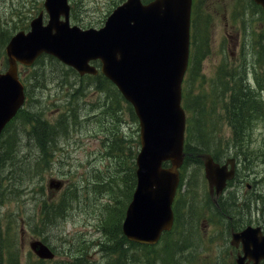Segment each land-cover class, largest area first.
<instances>
[{"label": "rangeland", "instance_id": "obj_1", "mask_svg": "<svg viewBox=\"0 0 264 264\" xmlns=\"http://www.w3.org/2000/svg\"><path fill=\"white\" fill-rule=\"evenodd\" d=\"M122 1L70 0L71 22L99 27ZM43 4L44 0H0V70L6 67L4 52L8 39L19 29H28L31 19L44 10ZM254 12L257 8L249 5L248 0H200L198 49L204 48L203 38L207 36V50L200 69H196L189 82L191 109L187 110V116L191 117L194 108L198 111L196 121H191L195 130L192 147L207 140L202 147L217 156L229 149L242 158L248 156L246 164L241 163L242 174L258 179L263 199L264 177L259 176L264 175V92L261 94L255 89L244 96L239 87L236 97H244L243 104L247 105L241 111L230 101L232 75L246 79L244 66L251 68L252 80L254 73L264 78V60L262 68L255 61L259 58L257 44L262 41L264 45V15H254ZM47 19L45 12V21ZM247 26L248 45L242 51L236 46L241 39L237 35ZM20 71L30 83L26 106L1 143V148L12 147L10 153L15 158L2 169L13 174V181L11 188H4L0 196V255L5 251L8 230L13 238L17 236L14 219L19 215L25 217L19 233V264L39 263L28 245L32 238H45L57 252L53 260L40 264L80 262L79 254H83L81 263L101 264L112 252V247L114 253L121 249V237L115 239L109 235H114L120 225L130 199L133 161L140 147L138 119L127 101L112 95L113 89L100 76H79L49 57L38 61L36 66L20 67ZM254 86L257 88V84ZM208 110L211 114L206 118ZM38 116L51 124L61 121L53 130L51 141L55 140L50 141L46 150L38 144L35 133L28 131L32 118ZM231 116L235 123L242 124L236 132L238 140ZM196 155L192 154L193 159H189L183 178L187 190L179 206L183 222L179 232L168 235L155 249H134L138 264H146L144 260L152 264H213L218 248L223 246L225 228L220 218H225L220 215L218 218L216 203L211 205L213 215L203 210L204 200H208L207 185L204 166L197 162L201 155ZM24 157L27 159L23 160ZM51 178L62 179L63 186L50 188ZM255 199V195H250L243 209L247 210ZM57 202L65 203L64 212L53 216L49 223V218L44 221L45 203ZM261 204L264 208V201ZM103 226H108L109 235ZM225 227L230 231V227ZM184 231H188V236H184ZM209 236L211 242L204 243Z\"/></svg>", "mask_w": 264, "mask_h": 264}, {"label": "water", "instance_id": "obj_2", "mask_svg": "<svg viewBox=\"0 0 264 264\" xmlns=\"http://www.w3.org/2000/svg\"><path fill=\"white\" fill-rule=\"evenodd\" d=\"M46 5L49 24L43 26L40 14L31 32L17 33L7 46L10 65L0 73V132L24 101L18 61L31 64L48 52L81 73H96L89 62L100 59L102 71L133 104L140 120L137 185L123 229L131 239L155 241L172 224L171 204L185 155L181 84L188 62L191 0H127L104 27L86 30L70 26L67 0H47ZM61 14L66 21L60 20ZM203 158L209 177L221 173L210 154ZM166 160L172 165L164 167ZM31 247L42 258L54 257L40 239L33 240Z\"/></svg>", "mask_w": 264, "mask_h": 264}, {"label": "trees", "instance_id": "obj_3", "mask_svg": "<svg viewBox=\"0 0 264 264\" xmlns=\"http://www.w3.org/2000/svg\"><path fill=\"white\" fill-rule=\"evenodd\" d=\"M197 38H198V32H197L196 40H197ZM203 44H204V47L206 46V48H207V36H205L203 38ZM198 45H199V43H198ZM198 45H197V51H196L197 52L196 65H195V62H193V66H194L193 69L194 70H196L195 68H197V67L200 68L199 64H200V62L202 60V57H203L204 53L206 52V49H204L203 46L198 49V47H199ZM261 45H262L261 52L264 53V45L262 44V42H261ZM202 48H203V50L201 51ZM43 58L44 57H41L38 61H42ZM51 59L56 61L55 58H51ZM99 75L96 76V77H99ZM100 76L103 77L104 81H108V79L105 76H103V75H100ZM231 85L232 86L230 87V92H231V96H230L231 100L230 101H232V104L235 105L237 107V110H239V111L247 108V105L243 104V101L245 100V98L244 97L243 98L236 97V94H237V89L239 87H240V90H241V92L243 93L244 96H246L248 93H250V91L254 92L251 89V85L248 84L246 79H244V76H238L237 77L236 75H232ZM245 86H247L246 90H244ZM112 92H113L112 95H116L118 98L121 97L120 93H118L114 88H113ZM236 98L237 99H241V101H237ZM203 115H204V111H203V113L200 114V117H203ZM231 122H232L233 126L235 127V131L237 132V130L240 128V125H242V124H240L239 122L235 123L233 121V119H232V116H231ZM60 123H61V121H58L57 124H51L49 121L44 119L43 116H41V117H39V116L38 117H33L32 118L31 129L29 128L28 131H31V132L35 133V136L37 138L38 144L40 145V147L43 150H46L47 148H49V143H50V141L53 138V134H54L53 130ZM9 127H10V125L7 128L9 129ZM8 129H7V131H8ZM200 130H202V129H200ZM198 132H197V134H198ZM53 141H51V143ZM206 141H200L199 142L200 145H198L196 147H192L193 146L192 144L191 145L188 144L187 145L188 154H187V157H186V161L189 160V159H193L192 154H196L197 153V155H198V154H200L199 151H201V150L202 151L209 150L206 147H202V145H204L206 143ZM1 143L2 142H0V196H1L2 190L4 188H7V189L11 188V181H13V174H11V172H10V174L7 173V172H4L2 169H3V167H5L4 169H6V166H7L6 164L10 160L13 161L14 158H15L14 155L10 153L12 147L7 149L4 146L3 148H1ZM120 146H121V144H120ZM19 151H20V149L18 150V154H19ZM5 152H7V153H5ZM120 153H123V149L120 150ZM4 154H7L9 156L4 155ZM22 159L25 160L27 158L24 157ZM199 161H197V162H199ZM133 164L134 165H133V170H132V177H133V185H134V183H135V162L134 161H133ZM1 175H4V176H1ZM66 203H67V201H66ZM64 206H65V203H63V202H57V203H53V204L45 203L44 221H46V219L49 218V221H47V222L48 223L51 222L52 221L51 219L53 218V216H57V214L59 215L61 212H64ZM59 219H60V217H59ZM15 234L18 235V233H15ZM109 236L115 237V239H117L118 237H123V238H121V241L122 242L125 241L124 236H122V234H121L120 226H117V230L114 231V235H112V233H111ZM1 240H2V238L0 237V243H1ZM8 240H10V243L9 244L7 242L5 243V251L2 253V256H3L2 260H1L2 256L0 255V264H19V261H18V257H19V244H18V241H19V238L17 239V236H16V238H13L12 235H10V233L8 232V234L6 235L5 241H8ZM125 244H126V246L128 245V247L130 245V243L129 242L127 243L126 241H125ZM128 247H126V249H125L126 253L128 252V250H127ZM111 250H114L113 247L111 248ZM123 250H124V248H122V252H123ZM38 261H39V263H35V264H40L42 262L41 260H38Z\"/></svg>", "mask_w": 264, "mask_h": 264}, {"label": "flooded vegetation", "instance_id": "obj_4", "mask_svg": "<svg viewBox=\"0 0 264 264\" xmlns=\"http://www.w3.org/2000/svg\"><path fill=\"white\" fill-rule=\"evenodd\" d=\"M226 160L227 158L224 162ZM257 180L258 179H254L251 175L249 177L241 175L239 171L234 179L228 183L230 187L225 194L220 197L221 203L219 205L218 216L220 215L225 218L222 220L219 217L225 226L230 227V231L222 224L223 228H225V241L223 240V246L218 248V257L221 260L218 264H237V259L245 256L243 241L241 238H233L231 236L233 232L240 231L249 224L259 226L264 231V208L261 204L264 198H260L262 192L259 191L260 186ZM245 186H247L246 191L248 194H245ZM250 195H255L256 199L247 210H244L242 206ZM245 196H247V198H245ZM232 199H234V201L230 203ZM245 260L246 262H250L252 259L247 256ZM259 264H264V259H261Z\"/></svg>", "mask_w": 264, "mask_h": 264}]
</instances>
